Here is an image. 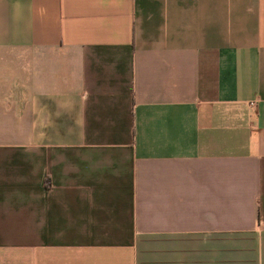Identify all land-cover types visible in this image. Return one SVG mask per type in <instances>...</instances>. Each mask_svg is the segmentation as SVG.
Instances as JSON below:
<instances>
[{
	"label": "crops",
	"instance_id": "crops-1",
	"mask_svg": "<svg viewBox=\"0 0 264 264\" xmlns=\"http://www.w3.org/2000/svg\"><path fill=\"white\" fill-rule=\"evenodd\" d=\"M0 264H264V0H0Z\"/></svg>",
	"mask_w": 264,
	"mask_h": 264
}]
</instances>
